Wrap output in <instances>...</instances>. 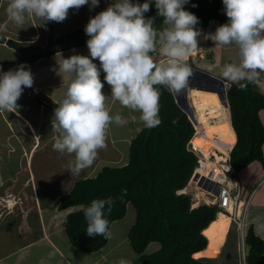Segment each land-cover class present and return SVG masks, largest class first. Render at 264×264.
<instances>
[{"label":"clouds","instance_id":"9594fccd","mask_svg":"<svg viewBox=\"0 0 264 264\" xmlns=\"http://www.w3.org/2000/svg\"><path fill=\"white\" fill-rule=\"evenodd\" d=\"M152 2L145 0L140 4L132 0H114L105 10L91 17L84 28L89 37L86 41L89 55H71L62 58L58 64V74L66 73L69 78L65 83V93L54 109L52 128L58 136L53 148L74 155V160L69 162L73 174L78 175L92 166L98 150L105 147L109 125L122 123V117L110 115L105 105L101 71L104 81L110 86L111 97L122 106L140 112L139 119L148 128L161 122L158 118L160 92L155 85H165L169 90L179 92L186 87L192 75V69L184 61L198 48L201 32L195 28L199 23L198 17L184 8L189 0H154L156 14L163 17L165 25L160 30L154 27L155 17H145ZM99 3L100 0H9L7 14L22 29L33 18L41 25L49 21L60 23L67 19L69 10L78 11L85 5L91 10ZM222 3L228 22L216 28L213 33L215 42L221 46L235 45L239 56L238 64L223 66L222 76L244 89L246 85L242 81L256 82L264 73V0H222ZM192 6L196 7L195 4ZM157 49L163 59L157 60L151 54ZM95 60L99 61V67L93 62ZM263 79L264 75L261 81ZM33 83V75L26 64L0 71V111L16 112L19 108L17 101L24 89L31 88ZM226 84L228 94L231 85ZM192 124L196 129V124ZM195 133L189 143H192ZM232 150L229 153L230 166ZM234 174L239 179L240 173ZM113 203L109 197L80 207L87 222L88 236L110 239L112 227L109 231L105 209L107 206V211L111 212ZM220 214H223L221 210ZM245 250L247 259L246 245ZM118 264L130 262L121 259Z\"/></svg>","mask_w":264,"mask_h":264},{"label":"trees","instance_id":"16d2710c","mask_svg":"<svg viewBox=\"0 0 264 264\" xmlns=\"http://www.w3.org/2000/svg\"><path fill=\"white\" fill-rule=\"evenodd\" d=\"M132 2L140 3L139 0ZM184 8L206 27L228 22L222 0H189ZM145 17H155L156 29L165 27L163 17L156 14L154 0ZM52 39L53 35L45 48L48 50L46 55L63 51L61 42L65 41H76L77 46L87 47L89 37L84 30H77L57 42H51ZM0 42L20 52V44L16 41L0 36ZM57 44L60 46L54 48ZM151 54L159 55L158 49ZM40 57L33 56L29 60L21 53L17 66L23 63L30 67L31 62ZM187 65L191 66L189 62ZM241 83L246 85L244 89L230 81L227 94L231 123L237 136L230 159L237 175L254 162L264 164V124L260 116L264 111V91L257 81ZM155 87L160 92L158 118L161 122L152 128H142L131 140L129 158L124 166L106 165L95 177L77 181L59 198L58 210L87 207L93 200L111 197L114 200L111 212L107 211V206L105 209L109 231L115 222L125 218L129 205L135 209L136 220L127 235L138 258L130 264H205L195 256L207 250L209 239L223 229L228 217L220 214L217 206L201 204L192 208V195L177 194L188 185L198 165L196 154L187 149L195 128L177 105L172 90L165 85ZM193 139L192 144L197 141ZM42 203L44 207L49 205L47 201ZM86 229L83 208L68 214L65 232L75 248L83 253H93L106 246L109 238L90 237ZM152 243L161 247L147 254ZM245 245L247 264H264V239L256 234L252 224L246 230Z\"/></svg>","mask_w":264,"mask_h":264},{"label":"crops","instance_id":"0c3cea01","mask_svg":"<svg viewBox=\"0 0 264 264\" xmlns=\"http://www.w3.org/2000/svg\"><path fill=\"white\" fill-rule=\"evenodd\" d=\"M8 3L9 0H2L0 4V35L8 38L6 40H14L18 44L21 43L19 50L26 57H28L29 60H31L33 56L41 57L37 59V61H32L30 64L29 68L33 75L34 83L31 88L24 89L21 98L17 101L19 105L17 111H0V155L2 157L0 161V166H2L0 175H2V173L7 174L3 171V168L7 167L8 164L14 167V171L11 172H21L22 164L17 163L14 165L15 160H17V155L23 154L26 152V149V153L29 152L28 154L31 155L30 150L32 147H34V149L37 146V148L40 146L42 147L44 142H46V147H48V144H52V141L56 140L58 133L52 128L54 109L58 107L57 103L65 93V83L67 82L69 76L66 73L58 74L55 67H52L55 65L51 62L55 61L56 63V60L53 59L56 57H58V59L61 58L62 62V58H68L65 55L71 56L78 54L88 56L89 50L86 46H77L76 41L61 42L65 49L55 54L46 55L48 50L45 48L50 42L51 35H53L51 42H57L62 37L67 36L73 31L84 30L89 19L96 15L94 13V9L90 10V8L85 5L78 11L69 10L68 17L63 22L57 23L49 21L46 24L41 25L39 20L33 18L29 20L21 29L10 20L7 14ZM105 5V3H100L99 6L102 7ZM109 5L110 4H108V6ZM29 44H31L32 47L26 46ZM58 46H60V44H57L54 47ZM0 49L12 50L16 57L15 61L12 59L10 62H2L0 60V71L15 69L20 60L21 53L8 46L5 42H0ZM83 51H87V54H85V52L83 53ZM44 59L47 62H43ZM93 62L99 67L98 60ZM100 79L104 84H106L104 81V73L102 71ZM104 87L110 88L109 85ZM114 103L115 99L111 97V91H109L108 96H106L105 105L108 107L107 109L109 110L110 115L114 112V108H111ZM30 108L31 114L29 112ZM33 108H39V110H34ZM50 112L52 114H50ZM261 113L264 114V111ZM116 115H120L119 112H117ZM260 116L262 115L260 114ZM141 125H143V123L139 121L137 126L134 128H138ZM128 128L132 129L133 126L129 125ZM48 130H53L52 133L49 132V135H52L51 137L46 136ZM131 135L132 133L128 131L126 136L122 137V141H120L121 151L125 149L126 139L128 137H132ZM136 135H134L133 138ZM123 139L125 141H123ZM4 144L11 146V148L17 145L18 153L9 156L5 153L8 151V148H4ZM20 147L21 151H19ZM25 156L27 155L25 154ZM2 160L5 161V163H3ZM6 169L9 171L10 166ZM241 176L246 179L243 183L240 180ZM263 179L264 164L254 162L242 170L239 174V180L245 197H247L249 192H251L255 187L257 188L255 189L254 194L257 196V194L264 188ZM261 181L263 182L259 184ZM10 187L6 188L9 189ZM10 193L11 192H9V190L4 191V193H0V220L12 218L13 224H17L18 235L24 236L25 241L24 244L21 245L13 244V237L11 235H7V232H5L3 238L2 236L0 237V264H110L109 258L111 252L110 250L106 251L107 246L99 252L87 254L75 248L69 242L65 232L66 218L68 213L77 212L81 209L80 207H73L65 211H60L58 210L59 203L55 207V210L54 208L49 207L50 205L44 207L43 203H41V207L38 206V208H36L35 206H31L29 204L28 208H26L23 203H19L17 199L13 198V195L11 197ZM254 194L251 201L252 206L257 198ZM9 198L10 200H8ZM18 203L22 206V208L16 207ZM260 204L262 208L264 201ZM56 210L57 213L55 212ZM34 215L38 217V221H34L36 218L33 217ZM58 215H64L61 226L59 223L62 221L59 222V219L62 217ZM258 223L264 227V222H257V224ZM23 226L27 227V230L24 232H22L23 229L21 230V227ZM254 227L256 234L264 239V235H259V232L264 229L259 225H254ZM35 234L38 235V238L30 241L29 238L33 237ZM112 238L113 236L111 235L109 240ZM157 246L158 247L155 251L161 247L160 244ZM50 253L53 255L50 256ZM134 254L136 257L134 260L129 261L130 263L138 258V255L136 253ZM118 262L119 260H116V262L111 264H118Z\"/></svg>","mask_w":264,"mask_h":264},{"label":"rangeland","instance_id":"374dc122","mask_svg":"<svg viewBox=\"0 0 264 264\" xmlns=\"http://www.w3.org/2000/svg\"><path fill=\"white\" fill-rule=\"evenodd\" d=\"M139 2L140 4H143L145 0H139ZM100 3L102 4L105 3L108 7V4L114 3V0H100ZM106 5L102 7L98 6L94 8V13L98 14L99 12L105 10L107 8ZM217 27L218 26L216 23H212L207 27L204 25H200L199 23L195 26V28L201 32V35L198 37V48L194 50L193 52H191L185 58L184 62L186 64H188L189 62L191 65L193 64L194 67L199 70L211 73L216 77L226 80L222 76V68L224 65L229 64V63H237V64L239 63L238 49L236 48L235 45L221 46L215 42V37L213 33L215 32ZM4 38L8 39L6 37ZM36 45H39V44H36ZM26 46L32 47L31 44L26 45ZM61 46L63 47V45ZM84 52L85 54H87L86 53L87 51H83V53ZM158 52H159V49H158ZM65 56L69 57L70 55H65ZM154 57L157 60L162 58V57L157 58V57H160V55L158 54L155 55ZM12 59L14 61L16 59L15 54L12 50L0 49V60L2 62L3 61L10 62V60ZM53 59L56 60V63L55 61H52L51 63L55 65L52 67H55V69L58 71V64L61 62V58L58 59V57H56ZM43 62H47V61L44 59ZM263 75L264 73H261L259 79L257 80L258 84H260L259 86L261 87L262 91H264V79L263 81H261V76ZM104 86H108V84L106 83L104 84ZM194 90H198V89L197 88H194L193 90L190 89L189 90L190 96L188 98H189V103L191 107L194 109L195 115L197 116L198 112L195 107V102L192 99L191 94H190ZM102 91L105 96H108V92L111 91V89L108 87H104ZM198 91H202L204 93H214V92L206 91L204 89H200ZM222 104L224 105L225 109H221V111L218 112L217 116L219 117L221 121L220 122L216 121V123H224V127L227 129V131L226 132L222 130L218 131L217 125L213 126L209 134L205 135V136H210V135L214 136L212 140H208L209 142H215L217 140H220L221 138H226L228 135L231 134L229 132V129L227 128V124H229L228 107L224 104L223 101H222ZM111 108H114V112L111 115L115 116L116 113L119 112L120 116L122 117V123L121 124L112 123L109 125V127L106 130L105 147L98 150L97 157L94 163L92 164V166L84 169L78 175L73 174L70 171L69 162L74 160V155H69L67 153H61V152L54 150L53 145L55 143V140L52 141V144H48V147H46V142H44L42 147L40 146L41 148L40 147L37 148L38 147L37 146L34 149V147H32L30 150L31 155L28 154L29 152L26 153L27 149L25 150L26 152H24L23 154L17 155L16 157L17 160H15L14 165L17 163L22 164L21 172L19 173L11 172V171H14L13 170L14 167H12V165L10 164H8V166H10L9 171H7L6 169L8 166L3 168V171H5L7 174L2 173V175H0V186H1L0 193H4V191L9 190V192H11L10 196L12 197L13 195V198L17 199L19 203H23L26 208H28L29 204L31 206H35L36 208H38V206H40L43 201H47L50 205L49 207H52L55 210V207L59 203V198L63 194L68 193L73 188L74 184L77 181L81 179H85V178L95 177L102 170V168L106 165L111 164V166H122L125 162L128 161V158H129L128 144L132 140L133 136L138 134V132L145 126L143 124L138 128H134L137 126L139 121L142 122L139 119L140 112L133 111L129 108H125L119 103V101H116V100ZM33 109L39 110V108H33ZM29 112L31 114V108ZM227 113H228V116L224 117L225 115H227ZM50 114L52 113L50 112ZM261 115H262L261 120L264 124V114L261 113ZM210 121L212 123H215L214 119H210ZM129 125H132L133 128L132 129L128 128ZM128 131L132 133L131 135L132 137H128L126 139L125 149L121 151L120 141H122V137L126 136ZM195 131L197 132V129H195ZM199 131H201L202 133L201 136L204 138L203 135L205 132L200 129ZM49 132L52 133L53 130L47 131V134H46L47 137L52 136V135H49ZM197 137L199 138L201 142L199 143L198 149L199 150L201 149V152H203L204 154H206V150L215 151L216 155L224 154L227 148L233 145V143H230V144L221 143L220 149L216 151L215 148L213 147L208 148L206 146L208 143L207 138L205 139L206 141L205 143V141L203 142V140L199 137L198 133H197ZM123 141L125 140L123 139ZM4 148L6 149L8 148V151L5 153L8 154L9 156H12L13 154L18 153L17 145L11 148V146L4 144ZM19 151H21V147ZM25 154L27 156H25ZM1 159L2 157L0 155V161ZM3 163H5V161H3ZM0 170H2V166H0ZM240 180L243 183L244 180L246 179L241 176ZM6 187L7 188L10 187V188L7 189ZM244 193H245V189H244ZM191 195H194V193H191ZM254 196H256V194H254ZM256 197L257 198L255 200L254 205L252 206V203L249 205V208L246 214L247 228L251 224L259 225L260 227H262L259 223L257 224V222H264V205L261 208V204H260L262 201H264V188L260 191V193L257 194ZM243 198L245 199L244 194H243ZM8 200H10V198ZM194 201H195V204L192 205V208H197L198 207L197 204L204 201V198H202V200L201 199L198 200L194 198ZM19 203L17 204L16 207L22 208V206ZM202 204H205V203H202ZM259 208H260V211H259ZM55 212L57 213V210ZM58 216H61V215H58ZM63 216L64 215H62L61 216L62 218L59 219V222L62 221L61 223H59L60 226L63 223V218H64ZM33 217H36V215H34ZM135 220H136L135 209L133 208L132 205H129L125 218L121 221L115 222V224L113 225L112 230H111V235L113 236V238L109 240L107 248L105 247L106 251L110 250L111 252V255L109 258L110 264L113 262H116V260L120 261L121 259H124L129 262L135 259L136 255L134 254L130 246V243L127 239L128 231L132 227V225L135 223ZM34 221H38V217H36ZM26 228H27L26 226L21 227V230L23 229L22 232L26 231L27 230ZM262 228L264 229V227ZM223 229L215 233L211 237L210 245L208 246L207 250L204 253L197 254L195 256L196 257L195 259L205 264H239L240 257H239V252H238V241L236 237L237 226L235 225L234 222L231 223L230 221H228L224 225ZM5 232H7V235H11L13 237V241H12L13 244H19V245L24 244V241H25L24 236L18 235L17 224H13L12 218H8L7 220L5 219L0 220V237L2 236L3 238ZM259 235L263 236L264 230L260 231ZM37 238H38V235L35 234L33 237H30L29 240L30 241L36 240ZM157 245L158 244L150 245L146 253L150 254L153 251H155L158 247ZM112 253H115V254H112Z\"/></svg>","mask_w":264,"mask_h":264},{"label":"built area","instance_id":"2783aa9c","mask_svg":"<svg viewBox=\"0 0 264 264\" xmlns=\"http://www.w3.org/2000/svg\"><path fill=\"white\" fill-rule=\"evenodd\" d=\"M188 151L196 154L198 159V168L195 170L188 185L177 191L178 195L190 194L192 195L193 205L195 199L199 197V191L207 193L211 197L210 200L198 203L201 205L205 203L208 206H217L224 215H226L231 223L237 226L236 237L238 241L239 264H247L245 238L247 230L246 214L251 204L254 191L243 198V190L238 177L234 174L229 164L222 165L210 164L207 156L196 148L192 143L187 146ZM216 167L219 172H216ZM197 172L199 174L197 175Z\"/></svg>","mask_w":264,"mask_h":264},{"label":"bare ground","instance_id":"6f19581e","mask_svg":"<svg viewBox=\"0 0 264 264\" xmlns=\"http://www.w3.org/2000/svg\"><path fill=\"white\" fill-rule=\"evenodd\" d=\"M212 92V91H210ZM191 94L192 99L195 102V107L197 109V124H196V129L197 132L195 134V139L197 140L196 142L193 143V145L198 148L200 140L197 137V133L199 135V137L203 140V142L205 141V139L207 138V147L208 148H215L216 151H218L220 149V144L221 143H233V145L231 147H228L226 152L224 154H219L216 155L215 151H207L206 150V156L208 158V160H210V164H214L215 166H217L218 163L220 164H228L229 161V153L232 150V148L234 147L235 143H236V133L233 130V128L231 127L230 124V120H229V124H227V128L229 129V132L231 133L230 135H228L226 138H221L220 140H217L215 142H209L208 140H212L214 138L213 135L210 136H205L207 134H209V132L212 130L213 126L217 125V130H222L224 132L227 131V129L224 127V123H216V121L220 122L221 120L219 119V117L217 116L218 112L221 111V109H225L224 105L222 104V101L220 99V96L214 92V93H204L202 91H198V90H194ZM190 96V95H189ZM191 99V98H190ZM192 100V101H193ZM194 104V103H193ZM228 116L225 115L224 117ZM223 117V118H224ZM210 119H214L215 123H212L210 121ZM198 126V128H197ZM200 130H203L204 133V138L201 136L202 133ZM206 143V141H205ZM206 147V148H207ZM201 150V149H200ZM216 172L218 173L219 170L216 167ZM199 174V172H197V175ZM199 197L210 200L211 197L209 195H207V193H204L202 191H199ZM199 200V199H198ZM227 221H230L229 218ZM224 230V229H223ZM210 241V240H209Z\"/></svg>","mask_w":264,"mask_h":264},{"label":"water","instance_id":"95a60500","mask_svg":"<svg viewBox=\"0 0 264 264\" xmlns=\"http://www.w3.org/2000/svg\"><path fill=\"white\" fill-rule=\"evenodd\" d=\"M189 67L192 69V75L189 77L186 87L179 92L175 90H172V92L179 108L188 116L189 120H191L194 124H197V118L189 103V87H194L198 90L204 89L206 91L216 92L221 96L224 104L229 106L227 98L228 85L223 79L219 77H216L208 72L196 69L194 67ZM194 77H201L205 81V85L196 84V82L194 81Z\"/></svg>","mask_w":264,"mask_h":264},{"label":"flooded vegetation","instance_id":"af4514ba","mask_svg":"<svg viewBox=\"0 0 264 264\" xmlns=\"http://www.w3.org/2000/svg\"><path fill=\"white\" fill-rule=\"evenodd\" d=\"M194 81L198 85H205V81L201 77H196V78L194 77Z\"/></svg>","mask_w":264,"mask_h":264}]
</instances>
